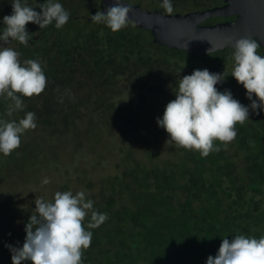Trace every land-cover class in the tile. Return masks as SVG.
I'll use <instances>...</instances> for the list:
<instances>
[{
    "label": "trees",
    "instance_id": "1",
    "mask_svg": "<svg viewBox=\"0 0 264 264\" xmlns=\"http://www.w3.org/2000/svg\"><path fill=\"white\" fill-rule=\"evenodd\" d=\"M127 1L167 14L160 8V0ZM196 1L172 0L173 14L184 13L187 4L192 9L186 12H191L212 8L218 2L208 0L213 6L204 7ZM12 2L0 0V20L11 15ZM44 2L27 0L37 12ZM59 2L70 13L68 23L60 29L54 23L42 29L29 23V46L17 41L8 45L20 53L21 62L40 61L46 76L45 90L39 96L24 98L23 114L34 112L38 120L44 118L50 125L61 123L62 129L58 126L55 134L59 131L64 137L71 133V124L78 116L79 120L89 117L93 120L88 122L91 131L97 133L85 131L90 139L103 132L109 140L116 139L115 133L120 131L118 140L122 144L130 141L121 149L124 152L116 164L119 171L86 197L108 218L91 230L83 264H206L225 237L231 241L237 234L264 236L263 112L257 115L250 110L249 119L236 125V138L226 146L217 141L220 150L207 157L180 147L165 160L154 157L152 151L147 152L150 161L135 155L137 148L157 141L161 129L155 127L157 115L164 113L178 90L180 79L172 76L168 82V74L181 66L192 72L206 68L220 73L233 64L232 50L209 56L170 49L155 44L151 32L137 28L135 22L115 33L104 24L92 23L90 17L103 11V0ZM220 21L225 20L211 19L204 24ZM258 54L264 56V48L260 47ZM197 61L202 64L198 66ZM226 81L218 85L223 87ZM67 100L71 112L61 111ZM239 102L245 106L251 103L246 97ZM11 103L0 98V117L7 115ZM72 104L78 106V115L72 112ZM85 174L81 172L80 177ZM26 204L21 210L5 203L0 206V264H11L5 245H23L25 224L35 214V199L26 200ZM88 220L86 217L85 226Z\"/></svg>",
    "mask_w": 264,
    "mask_h": 264
},
{
    "label": "clouds",
    "instance_id": "2",
    "mask_svg": "<svg viewBox=\"0 0 264 264\" xmlns=\"http://www.w3.org/2000/svg\"><path fill=\"white\" fill-rule=\"evenodd\" d=\"M11 6V15L0 20L3 25L0 42L7 44L6 47L0 44V98L12 102L8 116L23 111L24 98L39 96L46 87L40 61L21 62L20 53L8 45L17 41L29 46L32 39L26 29L29 23L40 29L54 23L60 29L70 18L59 0H45L39 12L28 6L27 0H13ZM159 6L172 16V0H160ZM130 11L125 0H113L112 6L97 11L90 19L115 33L128 27ZM260 47V43L251 38H240L232 47L231 76L246 90V98L251 102L247 106L234 99L230 90L217 89L216 85L226 79L224 73L196 69L180 79L175 99L156 120L158 127L168 134L167 144L198 151L207 157L220 150L217 141L226 146L236 138V125L249 119L250 110L257 115L264 112V56L258 54ZM212 51L209 48L207 54L211 56ZM36 127L34 112H26L19 121L0 120V154L11 155L19 148L21 136ZM49 183L48 178L42 181L43 185ZM34 213L25 224L23 245H5L11 253V264H83V253L92 240L91 230L108 218L106 213L94 209V201L86 199L85 191L73 194L71 190L57 191L50 201L36 198ZM86 217L89 220L85 226ZM221 240L217 254L209 256L206 264H264V236L237 234L231 241L227 237Z\"/></svg>",
    "mask_w": 264,
    "mask_h": 264
},
{
    "label": "rangeland",
    "instance_id": "3",
    "mask_svg": "<svg viewBox=\"0 0 264 264\" xmlns=\"http://www.w3.org/2000/svg\"><path fill=\"white\" fill-rule=\"evenodd\" d=\"M196 2L204 7L213 6L208 0H197ZM187 5L184 11L192 9V6ZM196 64L200 66L202 63L197 61ZM232 67L233 64L230 62L225 69H222L220 73H224L227 81L223 87L218 85L217 88H222L219 90L220 92L225 91V89L230 90L233 98L239 101L241 97H246V90L234 78L232 79ZM191 70L181 66L177 72L169 73L166 80L171 82L172 76L175 79H182L186 75H191ZM63 94L67 96L70 93L63 92ZM174 99L175 97L169 99V102ZM67 102L68 105L64 108L61 107V111L71 112L70 100ZM77 107V105L72 104V112L76 115H78ZM19 114L14 112L12 116H7L4 113L0 120L17 121L23 118L21 115H24L23 111H19ZM157 116L162 117L163 113ZM87 118L89 117L79 120L78 116V119L71 124V133L64 137L62 134L59 135V131H57V135L55 134L58 126L60 130L62 129L61 123L54 122L50 125L44 118L38 120L36 115L37 126H42V128L28 130L25 136L21 137L19 148L14 150L11 155L3 156L0 154V171L2 173L0 179L1 177L4 178L0 181V200L4 201L6 206L13 209L18 206L21 210L22 207L27 206V204L23 205L26 200L42 197L44 200L50 201L57 191L71 190L73 194L78 191H85L86 197H88L97 192L105 184L103 182H106L110 176L119 171L116 164L124 152L121 149H125L130 141L122 144L118 140L120 131L115 133L116 139L109 140L106 132H103L102 136L90 139L88 135L84 134L85 131L92 135H97V133L91 131L92 127L88 122L92 119ZM155 127L158 128V126ZM162 130H158L157 141L135 150L137 158L150 161L148 157L151 155L147 152L152 151L154 157L160 156L162 160H165L171 157L176 149H179L175 144H167L168 134ZM78 144L81 147H77ZM170 150L172 152H169ZM36 152H39L40 156ZM81 172H86V174L80 177ZM45 178L50 180L47 185L42 184ZM90 183L94 186L89 187ZM4 203H0V206Z\"/></svg>",
    "mask_w": 264,
    "mask_h": 264
},
{
    "label": "water",
    "instance_id": "4",
    "mask_svg": "<svg viewBox=\"0 0 264 264\" xmlns=\"http://www.w3.org/2000/svg\"><path fill=\"white\" fill-rule=\"evenodd\" d=\"M125 3L131 7L129 20L135 22L137 28L151 32L154 43L160 46L208 55L209 48L213 50L211 54L225 52L232 50L236 40L251 38L264 48V0H226L220 7L172 14L171 17L160 10L148 11L142 5L126 0ZM112 4L113 0H103L101 8L105 11ZM220 18L235 19L214 25L204 24Z\"/></svg>",
    "mask_w": 264,
    "mask_h": 264
},
{
    "label": "flooded vegetation",
    "instance_id": "5",
    "mask_svg": "<svg viewBox=\"0 0 264 264\" xmlns=\"http://www.w3.org/2000/svg\"><path fill=\"white\" fill-rule=\"evenodd\" d=\"M127 1V0H126ZM225 1L226 0H218V2H217V4L216 5H214V7H220V6H223V5H225ZM129 2V1H128ZM214 7H212V8H214ZM144 8V7H143ZM144 9H146V8H144ZM146 10H148V11H153V10H155V9H146ZM186 12V11H185ZM180 13V14H187V13H191V12H196V11H191V12H186V13ZM220 19H222V18H220ZM225 21H220V22H218V23H222V22H226V21H232V20H234V18L232 19V20H227V19H224ZM218 23H216V24H218ZM210 25H214V24H210Z\"/></svg>",
    "mask_w": 264,
    "mask_h": 264
}]
</instances>
